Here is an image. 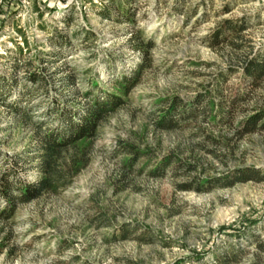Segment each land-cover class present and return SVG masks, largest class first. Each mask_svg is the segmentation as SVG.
Returning a JSON list of instances; mask_svg holds the SVG:
<instances>
[{
  "label": "rangeland",
  "instance_id": "obj_1",
  "mask_svg": "<svg viewBox=\"0 0 264 264\" xmlns=\"http://www.w3.org/2000/svg\"><path fill=\"white\" fill-rule=\"evenodd\" d=\"M241 18L242 39L224 24ZM221 26L227 38L213 47ZM259 50L264 0H0V178L38 177L43 134L62 124L57 104L83 110L90 88L121 97L96 137L62 152L74 171L66 187L0 214V264H264V128L236 131L264 109V78L253 88L242 69ZM143 55L138 83L120 92L114 80ZM222 70L228 96L249 90L231 121L199 109L157 126L173 100L190 109ZM248 169L260 178L198 189ZM232 251L238 259H224Z\"/></svg>",
  "mask_w": 264,
  "mask_h": 264
},
{
  "label": "trees",
  "instance_id": "obj_2",
  "mask_svg": "<svg viewBox=\"0 0 264 264\" xmlns=\"http://www.w3.org/2000/svg\"><path fill=\"white\" fill-rule=\"evenodd\" d=\"M224 24L235 36L240 39L243 38L242 32L247 29L245 18H241L239 21L227 19ZM225 27L221 26L213 31L210 41L211 46L215 47L227 38ZM233 44L237 48L243 46V43ZM144 62L145 55H143L142 62L136 68L128 73L124 72L119 78L115 79L113 86L120 92L127 93L138 83ZM242 69L251 87L256 88L260 85L264 78V50L257 51L252 57L244 53V57H242ZM227 77V70H222L217 76L216 84H213L212 87L206 85L205 92L199 94L197 99L192 102L190 109L184 107L182 109L181 103H178L176 99L173 100L171 106L157 120V126L165 129L174 128L178 126L180 119L195 115L199 109L205 113V118L212 122L223 123L231 121L233 111L238 110L239 102L247 99L249 90L241 94L236 92V94L228 96L223 85ZM86 94L87 106L83 110H70L67 107H61L59 104L54 108V112L60 115L62 124L46 129L43 134V142L40 147L42 153L40 154V161L38 163L39 175L36 179L24 181L17 179V175L13 177L11 172L6 173L0 178V194L6 200V205L0 211V214L12 216L19 202L34 200L45 192H56L70 183L74 171L71 166L67 167L65 165V161L60 160L63 158L62 152L70 147H75L76 143L82 139L96 137L100 121L107 113L113 111L121 103L120 95L115 92L102 96L101 94H97L93 88H90ZM254 110L252 114L246 115L245 118L236 123L238 135L255 132L264 128V109L257 107ZM128 150L130 153L133 152L132 148ZM168 162H170L169 158L165 159L157 169L164 170ZM74 166L77 168V161ZM259 178L260 172L258 170L248 169L241 171L238 175L229 174L216 178L207 177L204 179L203 185L198 187V189L202 188L204 184H208V187L212 188L215 185L230 186L239 181ZM128 232L129 229L123 228L120 236L126 238ZM113 237L115 238L116 236L113 235ZM143 237L145 238V234H143ZM257 244L260 249L264 250V241H258ZM240 249L237 250L239 251ZM238 251H232L231 255L227 254V256L223 257L226 260L229 259V261L233 259L237 260L239 256ZM218 260L219 262L222 261L221 258H218Z\"/></svg>",
  "mask_w": 264,
  "mask_h": 264
}]
</instances>
